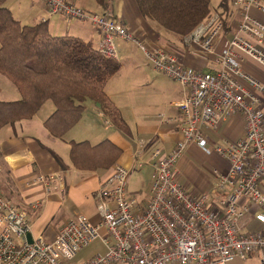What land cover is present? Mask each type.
<instances>
[{"label":"built area","instance_id":"built-area-1","mask_svg":"<svg viewBox=\"0 0 264 264\" xmlns=\"http://www.w3.org/2000/svg\"><path fill=\"white\" fill-rule=\"evenodd\" d=\"M43 2L50 13L101 30L102 54L119 60L115 39L133 41L157 70L178 82L184 89L183 98L175 103L183 137L171 152H154L147 200L129 192L130 171L116 164L96 192L100 221L93 223L78 214L61 226L53 241L35 236L28 211L6 200L0 189V264H78L73 257L97 237L108 251L84 264H229L252 254H259L264 264V82L242 66L251 58L264 68V19L258 16L264 15L262 0H232L237 16L229 20L224 9L212 12L183 38L194 53L213 60L208 71L186 66L167 50L147 45L110 9L96 13L70 0ZM227 22L232 35L218 49ZM236 115L244 120L245 129L232 139L223 130ZM211 133L217 134L216 140ZM192 142L206 152L212 145L228 162L225 171H214L217 189L231 188L220 198L193 192L179 182L177 163ZM38 180L47 193L62 184L56 174ZM41 202L30 206L38 208ZM246 215L261 228L244 232Z\"/></svg>","mask_w":264,"mask_h":264},{"label":"crops","instance_id":"crops-1","mask_svg":"<svg viewBox=\"0 0 264 264\" xmlns=\"http://www.w3.org/2000/svg\"><path fill=\"white\" fill-rule=\"evenodd\" d=\"M26 1V9L21 10L20 14L14 13L7 5L23 24L47 21L52 34L80 37L99 49L103 33L93 24L66 18L59 13H50L43 0ZM70 1L91 12L103 13L106 9L96 0ZM107 9L112 10L115 17L147 45L167 50L186 66L205 71L212 69L213 60L208 61L197 55L183 43L180 36L166 30L154 20L144 17L135 0H108ZM225 33L229 34L230 31L226 30ZM120 41L126 40L118 37L115 39L119 52ZM1 75L3 74L0 73V100L20 99L21 93L17 86L9 78L4 79ZM115 76L108 81L105 91L121 111L127 122L128 132L117 128L104 115L98 104L91 100L87 102L81 120L62 138L53 136L45 126V120L55 109L52 101L45 102L33 118L18 121L15 125L8 124L0 129V189L6 200L28 211L35 236H44L42 230L58 213H61L62 221L55 229L54 235L64 223L78 214H85L91 222L98 223L100 217L96 208V192L112 176L116 164L123 165L130 171L129 192L147 200L154 172V152L160 149L169 153L182 139V118L175 104L184 96V89L179 83L170 82L173 90L170 91L171 97L163 107L167 114L161 121L160 116L154 112L157 107L154 100L132 96L126 90V84L121 83L122 81H112ZM237 117L241 118L239 115L234 116L224 127L223 132L229 137L233 133L232 120ZM240 135L236 134L232 139ZM105 139L121 148V154L113 166L96 170H83L74 166L70 156L71 140H89L97 144ZM205 156V150L198 144L189 143L177 163L180 171L179 182L193 192L210 191L208 193L211 198H220L225 192L223 189L222 193L219 192L220 189L215 190L216 176L213 181V178L198 168V165L204 162ZM213 158L219 170L225 171L228 168V162L219 154ZM139 164L142 166L139 167ZM143 169L148 170L151 175L145 190L138 184L130 185L131 176ZM51 174L59 175L62 184L56 190L47 193L45 185L38 179ZM34 201L42 202L38 208L32 209L30 204ZM260 228L261 225L255 219L246 215L244 232ZM255 262H260L259 254H252L229 264Z\"/></svg>","mask_w":264,"mask_h":264},{"label":"trees","instance_id":"trees-1","mask_svg":"<svg viewBox=\"0 0 264 264\" xmlns=\"http://www.w3.org/2000/svg\"><path fill=\"white\" fill-rule=\"evenodd\" d=\"M0 0V73L21 93L17 100H0V129L33 118L52 100L55 109L45 120L50 133L62 138L82 118L89 100L98 104L119 129L128 125L105 91L120 70L119 60L102 54L90 41L72 35H54L47 21L23 24ZM107 8L108 0H96ZM146 18L184 38L213 12L212 0H135ZM227 10L226 0L222 2ZM229 28V23L225 25ZM228 27V28H227ZM74 166L96 170L113 166L121 148L105 139L70 141Z\"/></svg>","mask_w":264,"mask_h":264},{"label":"rangeland","instance_id":"rangeland-1","mask_svg":"<svg viewBox=\"0 0 264 264\" xmlns=\"http://www.w3.org/2000/svg\"><path fill=\"white\" fill-rule=\"evenodd\" d=\"M223 0H212V8L213 12H223V9L225 10L226 14L228 15L229 20L232 18V16H237V11L234 8L232 4V0H226L227 3V11L225 8H223L222 5ZM262 3L264 4V0H262ZM6 5L12 8L14 13H19L21 10L26 9L27 1L26 0H8L6 2ZM107 9V8H106ZM105 9V10H106ZM20 14V13H19ZM260 19H264L263 14H258ZM229 24V28L225 29L227 31H230L231 33L224 34L223 41L217 43V48L220 49L223 46V42L226 38H229L232 35V27ZM139 38V37H138ZM181 40H183L182 37H179ZM140 39V38H139ZM179 42V41H178ZM119 48L121 52L120 54V64L121 68L120 70L114 75L115 77L112 79V81H122L121 83H124L127 85L126 90L135 97H143L148 98L155 101V105L157 106L154 110L155 114H158L161 119L163 120V116L167 113L164 111V105L168 102V100L171 97L170 91L173 90L172 86L170 85V82H174L175 80L171 79L169 76H167L165 73H163L160 70H157L154 65L146 58L144 55V52L142 49L133 41H120L119 42ZM184 43V40H183ZM186 45V43H184ZM212 62H210L211 64ZM243 69L247 72L252 73L257 78L262 80L264 82V68L260 66L257 62H255L253 59L249 58L247 59L243 64ZM211 67H214L212 65ZM4 79H7V77L4 75H1ZM162 81L164 82L162 83ZM176 82V81H175ZM178 83V82H177ZM52 101V100H48ZM45 112V110H44ZM233 133L232 135L227 136L225 133V136L232 138L233 136H236V134H242L244 132V120L242 117H237L232 120L231 124ZM216 140L215 133H211ZM209 148H211V152H206V156L204 157V162L201 165H198V168L201 169V171L204 174H208L209 177L213 178V181H215V169H218V166L216 164V160L213 158L214 155H218L217 152L214 151L212 148V145H209ZM193 160V159H191ZM200 166V167H199ZM150 172L146 169H143L139 173H134L130 178V185H139L141 189L145 190L147 187V183L150 178ZM217 189V185L215 187ZM230 186H227L224 192L230 191ZM210 192V191H208ZM222 193V190L220 191ZM61 219V213H58L53 220L50 222V224L42 230L41 233H43V237L47 241H53L56 235L55 229H57L60 226ZM108 251V247L106 246L105 242L101 237H97L96 239L92 240L87 246L82 248L74 257L73 261L78 264H84L86 261L91 259L93 256L98 254H105ZM253 264H260V262H255Z\"/></svg>","mask_w":264,"mask_h":264},{"label":"water","instance_id":"water-1","mask_svg":"<svg viewBox=\"0 0 264 264\" xmlns=\"http://www.w3.org/2000/svg\"><path fill=\"white\" fill-rule=\"evenodd\" d=\"M27 237H28V240H29L30 242H32V235H31V234H28Z\"/></svg>","mask_w":264,"mask_h":264}]
</instances>
